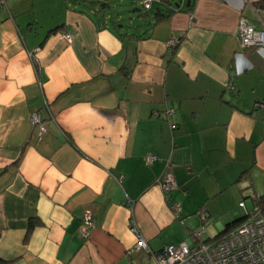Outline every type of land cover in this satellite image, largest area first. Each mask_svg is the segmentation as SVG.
I'll return each instance as SVG.
<instances>
[{
    "label": "crops",
    "instance_id": "obj_1",
    "mask_svg": "<svg viewBox=\"0 0 264 264\" xmlns=\"http://www.w3.org/2000/svg\"><path fill=\"white\" fill-rule=\"evenodd\" d=\"M112 1L0 0V264H157L132 221L159 252L264 194V47L236 34L264 30L259 0H158L127 25Z\"/></svg>",
    "mask_w": 264,
    "mask_h": 264
},
{
    "label": "built area",
    "instance_id": "obj_2",
    "mask_svg": "<svg viewBox=\"0 0 264 264\" xmlns=\"http://www.w3.org/2000/svg\"><path fill=\"white\" fill-rule=\"evenodd\" d=\"M139 1L142 7L147 10L151 8L154 1L158 0ZM236 34L243 47H264V30L257 29L243 15L238 20ZM62 36L68 41L71 39L68 32H63ZM256 106L264 107V100L257 101ZM166 111L170 112L171 110ZM30 118L40 132L45 131V124L39 111H33ZM154 159H156L154 154L146 156L148 162ZM159 185L164 192H169L177 186L168 165L160 176ZM254 197H258V195H254ZM239 206L244 210L243 220L235 227L207 240L202 239L203 223L207 220V215L203 208L199 209L197 215L201 224L192 232L196 241L183 240L178 243H169L164 245L159 252L151 250L132 221L130 230L136 236L135 248L152 254L157 264H264V201L256 202L254 200L251 209H248L244 201L239 202ZM170 208L174 216L184 223L185 217L181 214L180 202L171 199ZM93 225V214L89 210L84 211L80 226L82 237H88Z\"/></svg>",
    "mask_w": 264,
    "mask_h": 264
},
{
    "label": "rangeland",
    "instance_id": "obj_3",
    "mask_svg": "<svg viewBox=\"0 0 264 264\" xmlns=\"http://www.w3.org/2000/svg\"><path fill=\"white\" fill-rule=\"evenodd\" d=\"M111 5L112 6L110 10L122 16V18L119 21V24H124V25L128 24L129 17L136 18L142 14L143 10H145L138 5L136 7H139L141 9L139 11H132V8L134 7V5L132 6L128 4L127 1L119 2L118 0H113ZM151 11H153V9H151ZM243 201L245 202L248 209H251L252 207L251 196L250 195L246 196ZM235 215H238V216H235ZM241 215H243L242 208L239 207L238 204H234L225 216L226 218L227 217L237 218V217H240ZM229 220L231 221L230 218Z\"/></svg>",
    "mask_w": 264,
    "mask_h": 264
},
{
    "label": "trees",
    "instance_id": "obj_4",
    "mask_svg": "<svg viewBox=\"0 0 264 264\" xmlns=\"http://www.w3.org/2000/svg\"><path fill=\"white\" fill-rule=\"evenodd\" d=\"M256 5L259 6V7H261V8H264V0H259ZM254 200L256 202L264 201V194H261V195L259 194L258 197L252 196L251 197L252 203H253ZM244 216L245 215L243 214V216H241L239 218H236L233 221H231L228 224H226L225 227H224V229L221 230L216 236H218V235L222 234L223 232H226L227 230L235 227L238 223H240L243 220ZM31 226H32V223H30V227Z\"/></svg>",
    "mask_w": 264,
    "mask_h": 264
},
{
    "label": "water",
    "instance_id": "obj_5",
    "mask_svg": "<svg viewBox=\"0 0 264 264\" xmlns=\"http://www.w3.org/2000/svg\"><path fill=\"white\" fill-rule=\"evenodd\" d=\"M136 10H137V11H139V10H140V8H136Z\"/></svg>",
    "mask_w": 264,
    "mask_h": 264
}]
</instances>
